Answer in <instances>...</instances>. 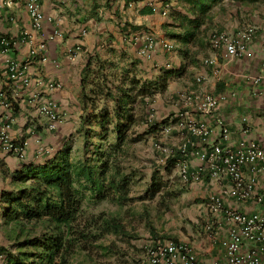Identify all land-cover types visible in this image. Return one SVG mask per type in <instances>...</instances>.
Listing matches in <instances>:
<instances>
[{
    "label": "crops",
    "instance_id": "1",
    "mask_svg": "<svg viewBox=\"0 0 264 264\" xmlns=\"http://www.w3.org/2000/svg\"><path fill=\"white\" fill-rule=\"evenodd\" d=\"M193 1L171 0L168 13L163 14L164 0H40L44 18L41 27H36L29 0H0V118L10 119L14 142H26L22 160L0 144V247L14 241L15 224L6 219L2 196L5 190H14V172L23 164H40L53 157L46 155L44 144L52 143L56 133L61 138L78 130L84 113L83 85L87 83V90L103 76L110 85L121 83L124 74H128V83L136 78L143 84L160 79L166 71L180 72L169 80L167 89L175 105L169 106L163 118L177 135H189L192 151L202 148L203 142L182 129L180 123L188 117L210 127L212 141L232 148L243 139L264 140V0H218L204 14L197 9L196 14L190 12ZM227 3L233 8L228 10ZM196 17L204 21L194 39L183 41L174 36L190 29V21ZM248 25L256 26L257 31L245 54L228 59L223 47L212 44L214 34L237 32ZM149 34L156 37V45L143 53ZM45 40L48 45L42 49ZM167 43L173 47H166ZM207 59L213 63H206ZM12 63L22 71L21 76H12ZM200 91L236 95L218 112L203 116L184 98ZM48 100L56 102L54 129L39 110ZM219 119L229 125L227 141L219 138ZM194 140L197 148L191 146ZM196 161L195 157L191 160ZM246 174L256 177V189L263 193L264 173L254 175L246 169ZM207 176L202 186L208 192L212 187L209 189ZM244 208L257 207L248 201ZM212 220V229L203 230L205 238L191 242L208 263L220 254L210 233L225 236L228 227L221 218ZM0 264H6L5 257H0Z\"/></svg>",
    "mask_w": 264,
    "mask_h": 264
},
{
    "label": "rangeland",
    "instance_id": "2",
    "mask_svg": "<svg viewBox=\"0 0 264 264\" xmlns=\"http://www.w3.org/2000/svg\"><path fill=\"white\" fill-rule=\"evenodd\" d=\"M227 8L233 7L227 3ZM171 105L175 102L168 89L147 98L146 103L139 100L136 104L133 110L135 124L128 130L127 140L120 150L113 154L117 156L120 177L128 178V198L124 203L108 199L96 202L89 190L84 192L83 211L73 227L86 228L94 236L84 242H75L69 264H142L146 260L145 246L154 238L190 242L205 238L203 227L210 217L206 210L208 192L205 184L202 186L204 180L185 179L179 162H174L172 156L189 139V135L185 138L173 129L170 132L164 130L167 118L163 115ZM53 136L52 143L44 144V149H48L46 155L55 156L67 146L72 147L73 159L86 156L85 149L90 139L84 134L71 130L61 138L57 133ZM92 139L93 143L101 140L102 147L109 150L115 135L110 131L104 136L97 133ZM89 148L87 155L91 156L93 145ZM190 170L195 171V166ZM153 180L160 182L161 186L157 194L149 198ZM17 184L13 183V188ZM14 224V241L6 248L15 255L19 251H35L31 246H21L28 239L51 234L54 230L53 225L41 221ZM0 256L7 258L6 253H0Z\"/></svg>",
    "mask_w": 264,
    "mask_h": 264
},
{
    "label": "trees",
    "instance_id": "3",
    "mask_svg": "<svg viewBox=\"0 0 264 264\" xmlns=\"http://www.w3.org/2000/svg\"><path fill=\"white\" fill-rule=\"evenodd\" d=\"M216 1L218 0H194L190 12L196 14L197 9L200 14H204ZM203 21V18L196 17L190 21V29L183 35L174 36L183 41L194 39ZM179 73L166 71L160 79L145 80L143 84L136 78L128 83V74H124L126 77L122 78L121 83L110 85L108 78L103 76L102 80L99 79L87 90V83L83 85L80 100L84 113L77 132L90 139L89 145L94 148L91 156L87 155L89 145L85 149L86 156L79 160L72 158V147L64 146L46 162L23 164L14 172L13 183L18 182L17 186L13 191L5 190L2 193L6 203V219L14 223L47 222L54 226V230L51 234L28 239L21 246H31L35 251H19L15 255L6 247H0V253H6V264L70 263L75 242H84L94 236L86 228L73 227L83 211L84 192L89 190L96 202L108 199L124 203L127 200L128 178L120 177L122 175L117 156L113 154L120 150L127 140L128 130L135 124L136 115L133 110L139 100L146 103L147 98L165 91L170 78ZM109 131L115 135V141L109 145V150L102 147L101 140L92 142L97 133L104 136ZM172 157L175 158L174 162L179 161L183 157L181 150H177ZM160 186V182L153 180L148 197L153 198Z\"/></svg>",
    "mask_w": 264,
    "mask_h": 264
},
{
    "label": "built area",
    "instance_id": "4",
    "mask_svg": "<svg viewBox=\"0 0 264 264\" xmlns=\"http://www.w3.org/2000/svg\"><path fill=\"white\" fill-rule=\"evenodd\" d=\"M171 0H164L163 14L169 11ZM154 10L156 9L152 4ZM28 10L32 16L34 26L41 27L44 15L41 11L40 0H29ZM257 27L248 25L242 30L233 33H216L212 36L214 47H223L225 57L234 58L245 54L250 43L253 41ZM146 45L143 53L152 50L156 45V37L153 34L145 36ZM5 41H3L4 43ZM48 40L41 44L46 49ZM172 48L171 43L165 44ZM206 63L212 64L213 60L207 59ZM13 77L22 75L12 63ZM261 78L257 79L259 82ZM54 85H51L53 87ZM234 92L214 93L200 91L186 95V101L193 102L196 111L203 115H211L218 112L222 105L234 97ZM40 114L46 117L50 129L56 127L58 113L56 102L48 100L40 106ZM247 122V117H244ZM182 129L203 142L202 148L189 149L190 141H186L179 149L182 158L179 159L181 174L185 179H203L208 175L209 189L206 210L209 219L203 230L212 229V219H223L227 223L225 236L219 232L210 233L213 244H218L220 249L219 258L211 262L202 259L190 241L173 238H154L146 244V260L142 264H264V192L256 189V177L246 174L249 169L254 175L264 173V140L243 139L232 148L222 142L212 141V129L196 119L188 117L181 122ZM219 138L222 141L229 139V125L223 119H219ZM12 123L10 119L0 118V144L3 149L22 160L26 157V142L18 144L11 137ZM164 130L170 132L171 125H166ZM37 143L42 147L41 139ZM196 140L191 141V146L196 147ZM197 148V147H196ZM197 159L195 163L192 158ZM196 168L191 171V167ZM217 187L219 189H217ZM253 201L256 209L248 210L245 204ZM1 257V256H0Z\"/></svg>",
    "mask_w": 264,
    "mask_h": 264
}]
</instances>
